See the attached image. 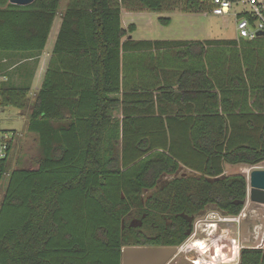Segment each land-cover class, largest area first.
Listing matches in <instances>:
<instances>
[{
  "label": "trees",
  "instance_id": "1",
  "mask_svg": "<svg viewBox=\"0 0 264 264\" xmlns=\"http://www.w3.org/2000/svg\"><path fill=\"white\" fill-rule=\"evenodd\" d=\"M61 6L0 0V54L24 61L16 66L24 80L0 74L7 76L1 105L29 115L41 150L32 169L10 171V159L0 160V192L9 174L0 197V264H122L126 246H181L187 219L209 205L239 215L249 182L225 175L224 165L264 162V35L123 41L135 25L122 27V7L204 13L210 0ZM59 15L31 103L37 64L27 61L46 48ZM119 107L121 120L113 117ZM135 212L139 219L126 222ZM239 264H264V248H242Z\"/></svg>",
  "mask_w": 264,
  "mask_h": 264
},
{
  "label": "rangeland",
  "instance_id": "2",
  "mask_svg": "<svg viewBox=\"0 0 264 264\" xmlns=\"http://www.w3.org/2000/svg\"><path fill=\"white\" fill-rule=\"evenodd\" d=\"M63 3L64 5L66 3L67 6L69 0H62ZM128 17L130 19L128 20L125 17L124 22L127 27L132 24L135 25L132 32V37L135 40L232 39L237 37L238 34L235 18L230 14L216 16L201 12L140 10L134 11ZM161 17H168L170 20L165 23L161 20ZM0 53L4 52L0 51ZM3 72L4 67L0 66V74H3ZM0 78V130L16 131L18 133L10 158L9 170L35 168L41 157L38 139L35 134L28 133L27 119L18 107L1 105V89L5 88L6 83L2 76ZM37 88H40V82H38ZM255 169H264V162L256 165H232L227 163L224 165L225 175L243 174L248 182L252 171ZM8 178L9 174H6L2 181L0 197L5 193ZM164 180L160 185H163ZM150 194L151 191L145 193V197ZM245 207L248 211L247 218L228 223L217 221V224H215L217 217H224L228 214L209 205L202 214L203 216H196L194 219L192 233L197 230V235L191 237L190 234L187 237L181 245L184 246L183 250L169 261L170 264H195L196 260L203 264H239L242 248L256 245L264 232V204L250 200L248 203H244L243 209ZM204 216L209 219L206 221L207 224L203 223L202 225L206 229L203 232L202 228H195V224H197L198 219ZM136 219H139L137 212L128 216L126 222L129 223ZM258 224L262 226L261 230L258 228L260 236L256 239L255 228ZM196 239H201V242L198 244ZM195 241L197 244H193Z\"/></svg>",
  "mask_w": 264,
  "mask_h": 264
},
{
  "label": "built area",
  "instance_id": "3",
  "mask_svg": "<svg viewBox=\"0 0 264 264\" xmlns=\"http://www.w3.org/2000/svg\"><path fill=\"white\" fill-rule=\"evenodd\" d=\"M213 4V8L210 11H205V14H213L216 16H224L231 14L235 8L236 5L240 4L243 6V11L241 12H235L236 20H237V31L239 38L243 39H254L257 37V33L259 31L264 30V0H210ZM248 13V15L252 18L250 19L247 16H239L240 13ZM18 133L16 131H2L0 130V160L10 159L13 147L16 141ZM250 201L249 196H247L246 203ZM243 209V211L238 215H226L224 217H217L218 219L215 221V224H217V221H223V222H234V221H240L242 218L245 219L248 216V211L246 209ZM203 216V215H202ZM216 218V217H215ZM208 217H202L198 219L197 224H195V228H202V231L204 232L206 229L202 227L203 223L207 224L206 221H208ZM211 225V224H210ZM260 224H258L255 228L256 230V239L259 238L260 230H261ZM258 228L260 230L258 231ZM191 237H194L197 235V230L195 232L191 233ZM198 239H196L197 241ZM193 242V244L196 243ZM179 252H181L184 248V246H179ZM249 248H264V232L263 236L261 237L260 241ZM195 264H203L196 260L194 262ZM167 264H170L168 262Z\"/></svg>",
  "mask_w": 264,
  "mask_h": 264
},
{
  "label": "crops",
  "instance_id": "4",
  "mask_svg": "<svg viewBox=\"0 0 264 264\" xmlns=\"http://www.w3.org/2000/svg\"><path fill=\"white\" fill-rule=\"evenodd\" d=\"M241 6L242 5H240V4L236 5L234 10H233V13L230 14V15H233V17L235 18L236 29H237V20H236V16H235V12L234 11H236V12L243 11V6L242 7ZM65 7H66V3H65V5L63 3L62 6H61V12L64 11ZM133 12H134V10L128 9L126 7H122V10H121V25H122V27L124 29H128L129 28V27L126 26V24L124 22V18L126 17L129 20L130 18L128 16L130 14H132ZM61 23H62L61 15H59L56 18L55 22H54V25H53L52 31L50 33L49 40H48V43L46 45V48L43 50V52H41L40 55H37L33 59L29 58L28 61H27V62H29L30 60H35V61H32V63H31L32 66H34L35 63L37 64V66L35 68L34 75H33V79H32L31 90H30V93H29V96H30V99H31V103H33V101L35 99V96L37 95V93L39 92V90L42 87V84H43V81H44V77H45L48 65L50 63V60H51V57H52V54H53V50H54V47H55V43H56L60 28H61ZM130 38H133V37H132V34L129 33L123 38V41H125L127 39H130ZM235 38H238V34H237V37H235ZM235 38H232V39H235ZM210 39H213V38H210ZM222 39H224V38H222ZM182 40H186V39H182ZM192 40H200V39H192ZM202 40H207V39H202ZM23 62L21 60H19L18 58H16V57L8 56V54H4V55L0 54V66L4 67V72L3 73L5 75V72L8 71L9 72L8 76H10L11 80L14 81V82L15 81L24 80L23 74L19 73L18 70H16V66L21 64V63H23ZM6 77L7 76H5L3 78L6 79ZM38 82H40V88H37ZM121 97H122V94H121ZM22 114L25 115V117L27 119V125L26 126H27L28 133L35 134L37 139H38V142H39L38 134H36L34 132H30L28 130V127H29V115L24 113V112H22ZM113 117H116L117 119L121 120L123 118V107H121V108L119 107L117 109H114L113 110ZM54 125L58 126L57 123H55Z\"/></svg>",
  "mask_w": 264,
  "mask_h": 264
},
{
  "label": "water",
  "instance_id": "5",
  "mask_svg": "<svg viewBox=\"0 0 264 264\" xmlns=\"http://www.w3.org/2000/svg\"><path fill=\"white\" fill-rule=\"evenodd\" d=\"M34 1L35 0H10V3L26 6L32 4ZM262 35H264V30L257 33V36ZM248 196L251 201L264 204V169H255L252 171L249 179ZM245 202L246 201H242L243 204ZM191 220H193V218H190V221ZM139 225H142V222H140ZM190 234L191 230L187 232V235ZM178 251V246H126L122 253V264H167L178 254Z\"/></svg>",
  "mask_w": 264,
  "mask_h": 264
},
{
  "label": "flooded vegetation",
  "instance_id": "6",
  "mask_svg": "<svg viewBox=\"0 0 264 264\" xmlns=\"http://www.w3.org/2000/svg\"><path fill=\"white\" fill-rule=\"evenodd\" d=\"M146 215V214H145ZM144 217H146V216H144ZM190 218H193V220H191L190 221ZM189 219H187V221H188V225H189V227H188V231L189 230H191V233H192V230H193V224H194V219H195V217H190ZM133 223V222H132Z\"/></svg>",
  "mask_w": 264,
  "mask_h": 264
},
{
  "label": "bare ground",
  "instance_id": "7",
  "mask_svg": "<svg viewBox=\"0 0 264 264\" xmlns=\"http://www.w3.org/2000/svg\"><path fill=\"white\" fill-rule=\"evenodd\" d=\"M199 242H201V239L200 240H198V244H199ZM195 244H197V242L195 243ZM202 246V245H201ZM198 247V246H197Z\"/></svg>",
  "mask_w": 264,
  "mask_h": 264
}]
</instances>
